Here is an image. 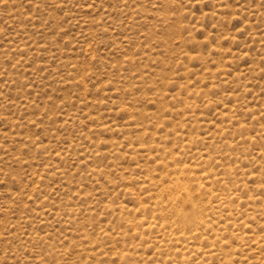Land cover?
Here are the masks:
<instances>
[{
    "label": "rangeland",
    "instance_id": "rangeland-1",
    "mask_svg": "<svg viewBox=\"0 0 264 264\" xmlns=\"http://www.w3.org/2000/svg\"><path fill=\"white\" fill-rule=\"evenodd\" d=\"M0 264H264V0H0Z\"/></svg>",
    "mask_w": 264,
    "mask_h": 264
},
{
    "label": "bare ground",
    "instance_id": "bare-ground-1",
    "mask_svg": "<svg viewBox=\"0 0 264 264\" xmlns=\"http://www.w3.org/2000/svg\"><path fill=\"white\" fill-rule=\"evenodd\" d=\"M198 163V162H197ZM200 163V162H199ZM198 163V164H199ZM197 165V164H196ZM184 168V167H183ZM196 168V167H195ZM186 169V168H185ZM172 170V169H171ZM178 174V173H177ZM196 175V174H195ZM180 177V176H179ZM179 180V179H178ZM177 183V182H176ZM165 185V184H164ZM177 185V184H176ZM188 186V185H187ZM174 189V188H173ZM186 189H188L187 187H186ZM185 189V190H186ZM172 190V189H171ZM176 190V189H175ZM189 190V189H188ZM186 191V193H185V196L188 198V197H190V192L189 191ZM177 192H178V189H177ZM181 194V193H180ZM183 195V194H182ZM185 199V198H182L183 200L185 199V200H187V201H189L188 199H190L191 200V197L190 198H188V199ZM184 202V201H183ZM182 202V203H183ZM191 202V204H192V201H190ZM193 202H194V199H193ZM186 204V203H185ZM195 204L196 203H194V204H192L191 205V207L189 208V209H187V211H185V210H182L180 207V209H181V211L179 212V213H181L182 215H183V218H184V220H188V222L189 221H193V220H196L197 219V217H198V211L196 210V206H195ZM178 206V205H177ZM174 210V209H173ZM177 211H179V210H177ZM176 211V212H177ZM178 213V214H179ZM200 214V213H199ZM201 216V215H200ZM199 216V217H200ZM203 218V217H202ZM201 220V219H200ZM203 221H204V218H203ZM194 222H198V219H197V221H194ZM202 222V221H201ZM207 222V221H206ZM205 221H204V223H205V225L207 224ZM192 248V247H191ZM183 256V255H182ZM226 256V255H225Z\"/></svg>",
    "mask_w": 264,
    "mask_h": 264
}]
</instances>
